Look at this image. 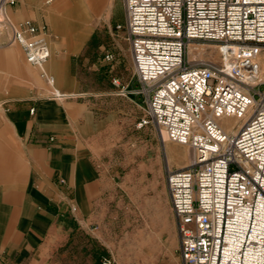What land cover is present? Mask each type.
Returning a JSON list of instances; mask_svg holds the SVG:
<instances>
[{"label": "built area", "instance_id": "built-area-1", "mask_svg": "<svg viewBox=\"0 0 264 264\" xmlns=\"http://www.w3.org/2000/svg\"><path fill=\"white\" fill-rule=\"evenodd\" d=\"M121 1L138 83L129 92L143 104L134 126L189 152L164 178L181 264H264V0ZM14 4L0 0V46L39 67L46 27L14 22ZM207 49L216 60H202ZM39 76L49 97L72 96Z\"/></svg>", "mask_w": 264, "mask_h": 264}, {"label": "crops", "instance_id": "crops-1", "mask_svg": "<svg viewBox=\"0 0 264 264\" xmlns=\"http://www.w3.org/2000/svg\"><path fill=\"white\" fill-rule=\"evenodd\" d=\"M72 1L73 8L68 0L48 8L51 0H15L9 8L14 22L46 26L48 70L59 91L72 96L49 97L20 48L0 46V264H45L68 240L101 236L112 160L123 136L131 145L142 114L140 96L129 92L138 87L132 68L115 74V87L124 94L109 90L107 80L91 89L70 71V58L86 38L69 28L81 30L87 21L78 0Z\"/></svg>", "mask_w": 264, "mask_h": 264}, {"label": "rangeland", "instance_id": "rangeland-1", "mask_svg": "<svg viewBox=\"0 0 264 264\" xmlns=\"http://www.w3.org/2000/svg\"><path fill=\"white\" fill-rule=\"evenodd\" d=\"M78 2L87 21L83 29L73 25L69 31L77 32L86 42L70 58V71L91 89L103 88L107 80L108 89L118 91L111 79L118 71H131L122 1ZM74 5L68 0V8ZM206 51L200 55L202 60H216L212 50ZM105 53L112 55L110 61L103 60ZM29 69L41 72L39 67ZM45 70L52 75L48 64ZM135 129L131 145L125 143L130 136H123V147L112 160L113 188L101 236L68 240L49 254L45 264H181L164 178L167 167L188 162L189 152L183 145L160 141L151 127Z\"/></svg>", "mask_w": 264, "mask_h": 264}, {"label": "bare ground", "instance_id": "bare-ground-1", "mask_svg": "<svg viewBox=\"0 0 264 264\" xmlns=\"http://www.w3.org/2000/svg\"><path fill=\"white\" fill-rule=\"evenodd\" d=\"M48 43V42H47ZM49 45V44H48ZM50 49V48H49ZM203 51H204V49H203ZM204 52H202L201 54H203ZM49 59L50 58H48V60H46L41 66H39V69H40V71L43 73V75L45 76V77H48V78H51L52 79V82H53V84L55 85V79H54V77L52 76V75H50L46 70H45V66H46V64L48 63V61H49ZM262 68H264V66L262 67ZM263 72L264 71H262V74H261V78L263 79V77H264V75H263ZM225 121H227V122H225ZM224 121V123L225 124H228V125H232V124H235V123H237V120L236 119H226ZM232 121V122H231ZM186 159H187V161H188V159H189V154H186Z\"/></svg>", "mask_w": 264, "mask_h": 264}]
</instances>
